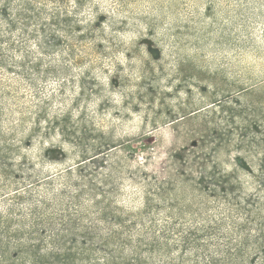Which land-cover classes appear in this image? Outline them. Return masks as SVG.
Instances as JSON below:
<instances>
[{"label":"rangeland","instance_id":"rangeland-1","mask_svg":"<svg viewBox=\"0 0 264 264\" xmlns=\"http://www.w3.org/2000/svg\"><path fill=\"white\" fill-rule=\"evenodd\" d=\"M26 1L70 20L0 16V264L264 261V0Z\"/></svg>","mask_w":264,"mask_h":264},{"label":"trees","instance_id":"trees-1","mask_svg":"<svg viewBox=\"0 0 264 264\" xmlns=\"http://www.w3.org/2000/svg\"><path fill=\"white\" fill-rule=\"evenodd\" d=\"M2 7L0 9V16L3 17L5 22L7 23V28L9 31H12L17 27V25L21 26V33L24 35L25 33L28 34L29 32H41L42 36L46 40H53L54 43H50V46H54L55 44H58L59 41V35L57 31V28H65L68 26V22L70 19L66 15L62 17L63 15L57 11V10H49L46 11L44 15L45 6L44 3H41L42 5L35 4L34 1H26L22 7L14 11L13 13L10 11V0H3ZM39 5V6H38ZM34 28H29L30 25H32ZM11 33H4L0 35V41L10 40ZM45 40V41H46ZM233 242V243H232ZM233 245V246H231ZM234 247L235 251L236 243L229 240L228 243L225 244V246L221 247V251L223 252V255L225 258H231L234 254ZM241 254V252L239 253ZM260 254L264 256V248L262 251H260ZM230 262H233V260H229ZM252 264H264L263 260H260L258 256L256 258L251 259Z\"/></svg>","mask_w":264,"mask_h":264}]
</instances>
